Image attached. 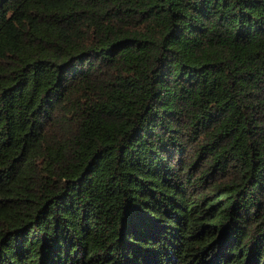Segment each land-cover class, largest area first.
Segmentation results:
<instances>
[{
    "label": "trees",
    "instance_id": "obj_1",
    "mask_svg": "<svg viewBox=\"0 0 264 264\" xmlns=\"http://www.w3.org/2000/svg\"><path fill=\"white\" fill-rule=\"evenodd\" d=\"M0 264H264V0H0Z\"/></svg>",
    "mask_w": 264,
    "mask_h": 264
}]
</instances>
